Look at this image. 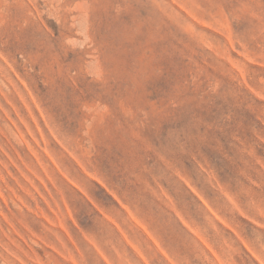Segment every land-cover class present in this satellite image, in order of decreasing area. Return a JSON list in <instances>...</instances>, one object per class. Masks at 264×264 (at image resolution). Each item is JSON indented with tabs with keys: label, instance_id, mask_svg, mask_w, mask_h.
Returning a JSON list of instances; mask_svg holds the SVG:
<instances>
[{
	"label": "rangeland",
	"instance_id": "rangeland-1",
	"mask_svg": "<svg viewBox=\"0 0 264 264\" xmlns=\"http://www.w3.org/2000/svg\"><path fill=\"white\" fill-rule=\"evenodd\" d=\"M0 264H264V0H0Z\"/></svg>",
	"mask_w": 264,
	"mask_h": 264
}]
</instances>
